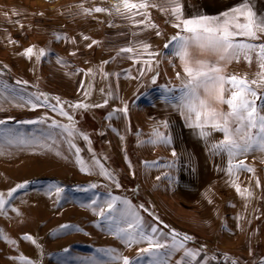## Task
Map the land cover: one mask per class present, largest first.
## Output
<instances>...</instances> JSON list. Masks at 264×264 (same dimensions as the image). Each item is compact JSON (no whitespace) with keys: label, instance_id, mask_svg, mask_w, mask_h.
<instances>
[{"label":"rangeland","instance_id":"rangeland-1","mask_svg":"<svg viewBox=\"0 0 264 264\" xmlns=\"http://www.w3.org/2000/svg\"><path fill=\"white\" fill-rule=\"evenodd\" d=\"M129 2L149 6L128 12L123 0H0V119L5 121L0 125V194L7 199L9 190L27 183L0 212V230L7 238H0V264H19V257L31 264H92V259H107L98 249L137 257L138 250L147 245L126 246L114 236L96 214L107 205L90 206L93 194L100 200L112 196L127 199L146 224L176 233L178 239L191 237L188 247L200 249L201 256L215 257L208 264H243L242 255L251 253V247H238L234 237L219 240L215 227L226 223L223 212L206 211L201 203L178 194V157L172 155L173 144L148 143L156 138L140 131L152 126V120L140 109L134 110L138 105L134 100L153 84V76L155 83L160 81L157 62L149 70L145 61L153 63L159 58L161 45L176 30V22L171 0ZM97 7L105 11H84ZM30 47L32 53L25 55ZM126 47L133 51L121 53ZM143 79L146 82L141 87ZM41 93L49 96L48 105L32 108L28 101ZM56 98L61 102L58 107L73 117L74 128L82 134L74 135L72 142L80 149L83 165L69 147L67 134L57 136L60 130L49 128L52 121L71 123L52 110ZM77 103L89 107H69ZM125 105L129 121L119 113L117 125L109 113ZM45 117L44 123H26ZM116 125L119 134L114 138ZM127 129H132L130 144ZM157 144L167 155L153 151ZM102 169L110 175H102ZM92 184L97 187L91 189ZM50 185L64 189L59 203ZM84 188L90 191H77ZM118 207H122L119 202ZM66 224L72 227H61ZM197 234H212V242L198 239ZM24 236L31 239H22ZM178 259H182L181 253L170 264Z\"/></svg>","mask_w":264,"mask_h":264},{"label":"snow or ice","instance_id":"snow-or-ice-1","mask_svg":"<svg viewBox=\"0 0 264 264\" xmlns=\"http://www.w3.org/2000/svg\"><path fill=\"white\" fill-rule=\"evenodd\" d=\"M171 3L173 4L171 15L177 21L173 27L181 31L179 34L171 36L164 47L171 46V56L181 61L183 71L188 77L187 82L181 86V95L171 99H175L178 102L176 107L185 118L186 126L199 129L198 135L202 139H207L211 135L210 131L205 130L206 128L223 133V139L213 144L212 148L218 152L223 150L227 153L230 158L228 166L230 175L238 173L241 170L251 172L253 169L246 167L243 161L233 164L232 159L253 150L264 152V115L260 114L264 106H260L257 103L258 100L264 99V93L258 94L255 88L246 80L238 79L235 75L231 77L221 75L222 69L218 65L222 61L237 58L242 53L246 60H250V53L256 51L259 68L264 70V43H247L243 40L237 41L236 39L237 37H247L250 40H258V33L264 34V16H259L253 10L254 5L252 0H241L240 6L223 11L217 16L201 13L197 8L195 14H192L190 18H187L188 14L184 11L179 0H171ZM148 6L147 3L137 4L130 3L129 0H123V8L128 12H131L133 9H144ZM84 11L88 13L91 11L101 12L105 11V9L97 7L94 10ZM116 11L117 13L120 12L119 6L116 7ZM139 23H144V21H140ZM152 27H155V25H152ZM156 34L159 35V32ZM56 38L60 39L59 36ZM93 43L96 42L93 41ZM143 47L147 50L148 44L145 43ZM193 48L218 53L217 61L196 60L193 63V60L190 58V50ZM132 51L131 47L121 49V53ZM31 53L32 48L30 47L26 50L25 55H30ZM45 54V51L42 49L40 56L43 57ZM149 55L156 54L149 53ZM160 55H163V53H160ZM145 64L149 66L150 70L151 62L146 60ZM152 82H156L155 76L152 77ZM27 83V81H17V84ZM251 83L254 85L257 84V81L253 80ZM259 83L264 86V73L261 74ZM6 87L7 85H5ZM226 92L231 93L230 98H225ZM209 94H213L212 102L205 98ZM248 97H253V99H249ZM49 99V96L41 93L36 95L34 100H29L28 103L31 104L32 108H36L41 104L48 105ZM56 99L57 104L51 106L52 110L58 111L61 116L66 117L71 123L64 125L52 121L49 124V128L59 129L60 132L57 133V136H63L64 133L67 134L69 147L75 149V155L78 158L77 162L83 165V161L79 159L80 149L72 142L74 135L79 136L82 134L74 128L75 121L73 117L63 107H58L61 102L59 98ZM107 103L106 99L104 104L106 105ZM214 103L227 105L229 111L225 113L217 110L213 106ZM69 107L87 109L89 105L77 103L74 105L69 104ZM94 107H101V105H94ZM117 113L127 116V105L120 109H113L109 113V117H115ZM46 119L45 117L39 121H26V123H44ZM4 123L5 121L0 119V125ZM162 126L168 128L169 121L162 122ZM153 136L156 139H151L148 143L155 144L160 142L165 145L172 143L170 135L161 134L157 131L153 133ZM83 139L88 141L87 135H83ZM9 142L11 143V141ZM57 155H59L58 152ZM172 155L175 157L177 153L173 151ZM93 162L95 165H99V161L95 157H93ZM169 166L175 167L174 164ZM81 171H86V169L81 167ZM101 174L110 175L103 169ZM119 186L117 184V187ZM26 187L27 183L17 184L7 192V199H5L3 194H0V212L4 211L18 190L25 189ZM52 187L55 188L57 203H59L64 198V189L58 186H49L50 189ZM96 187L95 184L90 186L91 189ZM90 188L77 189V191L88 192ZM236 190L238 193L240 192L238 186ZM245 191L248 190L245 189ZM94 197L95 194L89 197L91 199L90 206L107 205L106 209L101 206L99 212L96 214L105 221L109 231L114 236L118 237L126 246L142 243L147 246L140 248L137 257L133 259L121 257L114 249H98L97 251L103 252L107 259H92V264H170L172 257L177 253H181L182 259L174 261V264H208V261L215 259V257L209 258L207 255L201 256L200 249L188 247L187 241L191 237L185 235L182 239H178V234L176 233H161L156 226L146 224L142 217L132 209L127 199L112 196L109 199L100 200ZM118 202L122 207H118ZM61 227L67 229L72 226L66 224ZM169 236L171 238L170 242ZM0 238L7 240L3 236L2 230H0ZM22 239L30 240L31 237L24 236ZM32 242L35 243L34 241ZM64 251H67V249H64ZM18 260L19 264H31V261H27L23 257H19ZM230 264H238V261H231ZM258 264H264V259L258 261Z\"/></svg>","mask_w":264,"mask_h":264},{"label":"crops","instance_id":"crops-1","mask_svg":"<svg viewBox=\"0 0 264 264\" xmlns=\"http://www.w3.org/2000/svg\"><path fill=\"white\" fill-rule=\"evenodd\" d=\"M179 3L188 14L187 18H190L197 8L201 13L217 16L223 11L240 6L241 0H179ZM252 3L253 10L259 16H264V0H252ZM175 22L177 23L176 20ZM180 31L176 28L166 37L160 50L163 55H159V58L151 63L153 67L157 62L155 71L160 76L158 78L160 81L153 83L146 90L141 89L134 100L138 103L137 109L134 110L140 109L142 114L151 117L152 120V126L142 128L140 131H147L151 135L157 131L164 132L172 137L174 151L178 157V194L184 199L201 203V208L206 211L217 214L223 212L226 215V223L215 227V230L220 232L219 240H225V236L234 237L238 240V247H251V253L247 257L242 255L241 262L258 264V261L264 259V152L253 150L236 156L232 159L233 164L243 161L245 166L253 171L241 170L230 175L228 172L230 158L227 153L212 148L213 144L223 139V133L206 128L205 130L210 131L211 135L207 139H202L198 135L199 129L186 126L185 118L176 107L178 102L171 98L181 95V86L187 82L188 77L183 71L181 61L171 56V46L164 47L170 37L179 34ZM258 37L259 39L255 41L247 37L236 39L247 43H264V34L258 33ZM250 57V60H246L242 53L237 58L220 62L218 65L222 69L220 74L225 77L235 75L238 79L246 80L258 94L264 93V86L259 83L264 70L259 68L256 51L251 52ZM205 61L216 62L217 59ZM149 75L150 72L147 73L146 78ZM253 80H256L257 84L253 85L251 83ZM145 82V79L141 81V87L145 86ZM230 95V92H226L225 98H230ZM248 98L253 99V97ZM116 99L117 96H114L113 102H116ZM257 103L264 106V99L258 100ZM213 106L225 113L229 111L227 105L214 103ZM260 114L264 115V108L261 109ZM125 118L129 121L128 116ZM119 121L120 114L117 113L113 117V122L119 125ZM164 121H169L168 128L162 126ZM129 125L130 122H127L126 126ZM131 130L126 131V136H129L128 144H130ZM117 133L119 134L118 126L114 138ZM156 146L153 151L161 150L164 152L162 156L167 155L164 147L158 144ZM150 180L154 181V178ZM237 186L240 189L239 193L236 190ZM159 231L167 234L164 230ZM232 232H237V236ZM197 236L198 239L206 240L208 244L212 242V234L211 236L197 234Z\"/></svg>","mask_w":264,"mask_h":264},{"label":"clouds","instance_id":"clouds-1","mask_svg":"<svg viewBox=\"0 0 264 264\" xmlns=\"http://www.w3.org/2000/svg\"><path fill=\"white\" fill-rule=\"evenodd\" d=\"M190 53H191L190 58L193 60V63L196 60H214V59H217L218 55H219L218 53H213V52L208 51V50H200V49H197V48L191 49ZM205 98L208 99L210 102H212L213 94H209Z\"/></svg>","mask_w":264,"mask_h":264}]
</instances>
